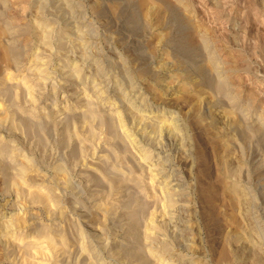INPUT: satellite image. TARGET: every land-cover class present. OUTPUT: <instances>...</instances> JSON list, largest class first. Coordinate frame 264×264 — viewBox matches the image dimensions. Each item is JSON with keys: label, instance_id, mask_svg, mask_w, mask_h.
I'll use <instances>...</instances> for the list:
<instances>
[{"label": "rangeland", "instance_id": "rangeland-1", "mask_svg": "<svg viewBox=\"0 0 264 264\" xmlns=\"http://www.w3.org/2000/svg\"><path fill=\"white\" fill-rule=\"evenodd\" d=\"M257 1L0 0V264H264Z\"/></svg>", "mask_w": 264, "mask_h": 264}, {"label": "bare ground", "instance_id": "bare-ground-1", "mask_svg": "<svg viewBox=\"0 0 264 264\" xmlns=\"http://www.w3.org/2000/svg\"><path fill=\"white\" fill-rule=\"evenodd\" d=\"M146 1V0H145ZM154 2V1H153ZM153 2H151V3H153ZM257 3V5H256V9H258V13L260 14V18H259V20H260V23H261V25L264 27V0L263 1H257L256 2ZM154 4V3H153ZM158 4V3H157ZM158 5H160V4H158ZM161 6V5H160ZM215 6V5H214ZM29 8V7H28ZM62 12V11H61ZM37 13V12H36ZM154 13V12H153ZM43 14V13H42ZM156 14V13H155ZM40 16V15H39ZM35 17V16H34ZM151 17V16H150ZM158 17V16H157ZM241 17V16H240ZM256 17V16H255ZM43 19V18H42ZM190 19V18H189ZM137 20V19H136ZM196 22V21H195ZM259 22V21H258ZM81 23V22H80ZM243 23V22H242ZM255 23V22H254ZM191 24V23H190ZM256 24H257V22H256ZM196 27V26H195ZM241 27V26H240ZM193 28H194V26H193ZM207 28V27H206ZM50 29V28H49ZM264 29V28H263ZM74 30V29H73ZM198 30V29H197ZM257 30V29H256ZM38 31V30H37ZM253 31V30H252ZM200 32V31H199ZM203 32V31H202ZM41 33V32H40ZM193 34V33H192ZM225 34V33H224ZM194 35V34H193ZM209 35V34H208ZM9 36V35H8ZM251 36V35H250ZM193 37V36H192ZM197 37V36H196ZM222 37V36H221ZM220 37V38H221ZM248 37V36H247ZM72 38H74V37H72ZM87 38V37H86ZM224 38V37H223ZM225 38H227V37H225ZM253 39V38H252ZM71 40V39H70ZM76 41V40H75ZM251 41H253V40H251ZM256 42V41H255ZM79 43V42H78ZM252 43V42H251ZM40 44V43H39ZM42 44V43H41ZM201 44V43H200ZM250 45V44H249ZM201 46H203V45H201ZM225 46V45H224ZM66 47V46H65ZM250 47H252V45L250 46ZM261 47V46H260ZM151 48V47H150ZM213 49V48H212ZM234 49V48H233ZM251 49V48H250ZM253 49V48H252ZM263 49V48H262ZM242 50V49H241ZM14 52H15V50H13ZM2 52V51H1ZM238 52V51H237ZM16 53V52H15ZM155 53V52H154ZM211 53V52H210ZM5 54V56H7V58H9L10 57V55H11V51H9V52H7V50H6V53H4ZM102 54V53H101ZM245 54V53H244ZM81 55H82V53H81ZM253 55V54H252ZM83 56V55H82ZM247 56V55H246ZM3 57V56H2ZM84 57V56H83ZM6 58V59H7ZM205 58V57H204ZM5 59V60H6ZM218 59V58H217ZM4 60V59H3ZM204 61V60H203ZM234 61V60H233ZM206 62V61H205ZM236 62V61H235ZM251 63V62H250ZM260 63V62H259ZM107 64V63H106ZM108 65V64H107ZM258 65V64H257ZM210 66V65H209ZM231 66V65H230ZM233 66V65H232ZM243 66V65H242ZM214 67V66H213ZM240 67V66H239ZM208 68H210L211 69V67H208ZM248 68V67H247ZM251 68V67H250ZM262 68V67H261ZM209 69V70H210ZM242 69V68H241ZM208 70V69H207ZM248 70V69H247ZM246 70V71H247ZM215 71V70H214ZM233 71V70H232ZM112 73V72H111ZM208 73V72H207ZM206 73V74H207ZM210 73V72H209ZM212 73V72H211ZM213 74V73H212ZM257 74V73H256ZM182 76V75H181ZM262 77V76H261ZM30 78V77H29ZM175 78V77H174ZM236 80V79H235ZM128 81V80H127ZM215 82H216V80H214ZM236 82V81H235ZM256 82V81H255ZM231 83V82H230ZM213 84H214V82H213ZM225 84V83H224ZM183 85V84H182ZM136 86V85H135ZM191 86V85H190ZM228 87V86H227ZM237 87V86H236ZM212 91V90H211ZM208 92V91H207ZM93 93V92H92ZM208 94V93H207ZM122 97V96H121ZM249 99V98H248ZM247 100V99H246ZM252 100V99H251ZM225 101V100H224ZM247 104V103H246ZM87 105V104H86ZM201 106V105H200ZM228 106V105H227ZM130 107V106H129ZM262 110V109H261ZM129 111V110H128ZM218 111V110H217ZM136 112H134V114H135ZM224 113V112H223ZM139 115V114H138ZM264 115V114H263ZM82 116V115H81ZM80 116V117H81ZM101 116V115H100ZM99 116V117H100ZM103 116V115H102ZM107 116V115H106ZM134 116V115H133ZM132 116V117H133ZM238 116V115H237ZM236 116V117H237ZM79 117V116H78ZM140 117V116H139ZM224 117V116H223ZM234 117V116H233ZM264 117V116H263ZM260 118V117H259ZM69 119V118H68ZM90 119H91V117H90ZM97 119V118H96ZM108 119V118H107ZM133 119V118H132ZM141 119V118H140ZM172 119V118H171ZM171 119H163L161 122L163 123L162 125H160L159 124V122L157 123V126H155V128H154V126H153V128L151 129V133H155L156 131H159L160 133H163V132H168V135H169V133H170V135H172L171 133H174V129H176L178 126H176V127H173V125H172V120ZM219 119H221V118H219ZM223 119V118H222ZM240 119V118H239ZM123 120V119H122ZM69 121V120H68ZM155 121V120H154ZM174 121V120H173ZM218 121V119H217V116H216V118L214 119V122H217ZM220 121V120H219ZM232 122H233V120H231ZM33 122H35V121H33ZM71 122V121H70ZM81 122V121H80ZM108 122H109V120H108ZM160 122V123H161ZM263 122V121H262ZM118 123V122H117ZM148 123V122H147ZM177 123V122H176ZM38 124V123H37ZM159 124V125H158ZM223 124V123H222ZM239 124H241V123H239ZM251 124V123H250ZM118 125V124H117ZM150 125V124H149ZM148 125V126H149ZM245 125H248V124H245ZM39 126V125H38ZM119 126V125H118ZM117 126V127H118ZM240 126V125H239ZM73 127V126H72ZM226 127V125H222V129L223 128H225ZM244 127V126H243ZM248 127V126H247ZM246 127V128H247ZM109 128V127H108ZM239 128V127H238ZM39 129V128H38ZM114 129H115V126H114V124L112 123V122H110V130L111 131H114ZM107 130V132H108V129H106ZM220 130V129H219ZM256 130H257V132L259 133V134H261L263 137H264V128L262 127V125H260V124H258L257 126H256ZM153 131H155V132H153ZM118 132V131H117ZM222 133H224L223 131H221ZM221 132H219L220 133V135H221V137H223L224 136V134H222ZM228 132V131H227ZM226 132V133H227ZM248 132V131H247ZM109 133H111V132H109ZM121 133V132H120ZM157 133V132H156ZM96 134V133H95ZM107 134V133H106ZM135 134V133H134ZM159 134V133H158ZM67 135V134H66ZM140 135V134H139ZM111 136H113L112 134H111ZM124 136V135H123ZM151 136V135H150ZM174 136V135H173ZM121 137V136H120ZM125 137V136H124ZM142 137V136H141ZM166 137L167 136H165V139H166ZM179 137V136H178ZM228 137V138H227ZM107 138H109L108 136H107ZM112 138V137H111ZM114 138V137H113ZM94 139H95V137H94ZM125 139V138H124ZM148 139V138H147ZM168 139H169V137H168ZM127 140V139H126ZM120 141V140H119ZM220 141V140H219ZM221 141L224 143V146H225V153H226V155L224 156V158H223V161H222V171L224 172V175H225V177L227 178L226 180H228L229 179V182H228V189L230 188V194H231V199H232V201H233V203H234V205L236 206V208H238V209H240L239 211H240V213L242 214V217L244 218V222L245 223H243V229H242V232L241 233H239L238 235H237V239H236V243L238 244V250L239 249H241V250H243V249H247V248H249L250 247V244H249V247L246 245V243H247V241L250 239V238H252L253 240L255 239H257L256 238V233L259 231H257V232H255L254 233V231L257 229H255V230H253L254 228H255V226H253L254 228H252V227H250V225H252V224H247L246 223V221L248 220H250L251 219V217H252V215H251V208H250V206H251V203H250V198L248 197V195L246 194V192H245V190L242 188V185H241V183H240V166H236V167H232V164H231V162H230V159H229V154H228V149L227 148H229V145H228V141H229V136L226 134L225 136H224V139H221ZM121 142V141H120ZM212 142H213V140H212ZM77 143V142H76ZM118 143V142H117ZM116 143V144H117ZM127 143V142H126ZM147 143V142H146ZM81 144V143H80ZM121 144V143H120ZM123 144V143H122ZM74 145V144H73ZM86 145H89V144H86ZM128 145H130V144H128ZM79 146V145H78ZM120 146V145H119ZM7 147V146H6ZM121 147V146H120ZM239 147V146H238ZM126 148V147H125ZM151 148V147H150ZM128 149V148H127ZM221 149V148H220ZM235 149V148H234ZM121 150V149H120ZM77 151V150H76ZM125 151H126V149H125ZM152 151V150H151ZM120 152V151H119ZM124 152V151H123ZM122 152V153H123ZM79 154V153H78ZM122 157V156H121ZM115 159V158H114ZM122 159V158H121ZM234 159V158H233ZM130 160V159H129ZM221 160V159H220ZM115 161V160H114ZM83 163V162H82ZM131 163V162H130ZM133 163V162H132ZM235 163V162H234ZM238 163H240L239 161H238ZM113 165V164H112ZM162 166V165H161ZM168 166V165H167ZM116 167V166H115ZM135 167H136V165H135ZM117 168V167H116ZM115 169V168H114ZM137 169V168H136ZM162 170V169H161ZM167 170V169H166ZM165 170V171H166ZM129 171V170H128ZM132 171V170H131ZM137 173V172H136ZM106 174V173H105ZM126 174V173H125ZM124 174V175H125ZM29 175V174H28ZM99 175V174H98ZM97 175V176H98ZM108 175V174H107ZM129 175V174H128ZM31 176V175H30ZM70 176V175H69ZM58 177V176H57ZM61 177V176H60ZM222 177V176H221ZM59 178V177H58ZM102 178V177H101ZM100 178V179H101ZM121 178V177H120ZM122 178H123V176H122ZM151 178H153V177H151ZM220 178V177H219ZM247 178V177H246ZM245 178V179H246ZM18 179V178H17ZM29 179H30V177H29ZM62 179V178H61ZM242 179V178H241ZM39 180V179H38ZM104 180V179H103ZM136 180V179H135ZM221 180V179H220ZM120 181H121V179H120ZM20 182V181H19ZM107 183V182H106ZM250 183V182H249ZM11 184V183H10ZM20 184V183H19ZM62 184H63V182H62ZM124 184V183H123ZM129 184V183H128ZM223 184V183H222ZM226 184V183H225ZM130 185V184H129ZM143 185V184H142ZM34 186V185H33ZM104 186V185H103ZM227 186V185H226ZM108 187H109V185H108ZM128 187V186H127ZM126 187V188H127ZM56 188V187H55ZM223 188V187H222ZM227 188V187H226ZM32 189V188H31ZM23 190V189H22ZM39 190V189H38ZM175 190V189H174ZM173 190V191H174ZM27 191H28V189H27ZM103 191V190H102ZM107 191V190H106ZM42 192V191H41ZM101 192V191H100ZM138 192V191H137ZM53 193V192H52ZM80 193V192H79ZM119 193V192H118ZM179 193V192H178ZM48 194V193H47ZM104 194V193H103ZM115 194V193H114ZM141 194V193H140ZM250 194H252V193H250ZM55 195V194H54ZM57 195V194H56ZM105 195V194H104ZM53 197V196H52ZM49 200V199H48ZM145 209V208H144ZM149 211V210H148ZM240 215V214H239ZM233 216V215H232ZM234 217V216H233ZM237 217V216H236ZM238 220V219H237ZM239 220H241V218L239 219ZM232 221V220H231ZM263 222V221H262ZM177 223V222H176ZM175 223V224H176ZM253 223V222H252ZM262 224V223H261ZM175 226V225H174ZM239 229V228H238ZM20 230V229H19ZM41 230H42V228H41ZM136 230V229H135ZM35 233V232H34ZM179 234V233H178ZM145 236V235H144ZM250 237V238H249ZM231 240V239H230ZM251 240V239H250ZM179 241V240H178ZM234 241H235V239H234ZM252 241V240H251ZM251 241H249V242H251ZM258 241V240H257ZM150 242V241H149ZM255 242V241H254ZM244 243H245V245L247 246V248H246V246L244 245ZM49 244V243H48ZM252 244H255V243H252ZM50 245V244H49ZM55 245V244H54ZM226 245V244H225ZM51 246V245H50ZM52 247V246H51ZM135 247V246H134ZM167 247V246H166ZM92 249V248H91ZM165 249H167V248H165ZM164 249V250H165ZM133 250V249H132ZM231 250V249H230ZM229 251V250H228ZM92 252V251H91ZM96 252V251H95ZM160 252H162V251H160ZM171 252V251H170ZM224 252V251H223ZM230 253V252H229ZM232 253V252H231ZM101 254V253H100ZM262 255V254H261ZM98 256H99V254H98ZM151 256V255H150ZM150 259V258H149ZM238 259V258H237ZM240 259V258H239ZM256 262L259 264V262L260 261H257L256 260ZM102 263V262H101ZM180 264V263H179Z\"/></svg>", "mask_w": 264, "mask_h": 264}]
</instances>
